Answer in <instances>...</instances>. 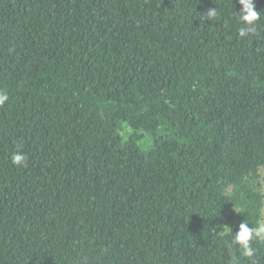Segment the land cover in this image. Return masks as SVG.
<instances>
[{"label": "trees", "instance_id": "16d2710c", "mask_svg": "<svg viewBox=\"0 0 264 264\" xmlns=\"http://www.w3.org/2000/svg\"><path fill=\"white\" fill-rule=\"evenodd\" d=\"M254 4L241 38L239 0H0V264H250L232 237L264 206Z\"/></svg>", "mask_w": 264, "mask_h": 264}, {"label": "clouds", "instance_id": "9594fccd", "mask_svg": "<svg viewBox=\"0 0 264 264\" xmlns=\"http://www.w3.org/2000/svg\"><path fill=\"white\" fill-rule=\"evenodd\" d=\"M239 4L242 5L238 12L239 20L245 25L239 29V36L243 38L254 32L253 25L259 20L260 13L255 8L254 0H239ZM217 14L216 8L210 9L203 13V18L214 19ZM8 99V93L0 89V107L5 105ZM11 160L14 165L20 167L26 164L27 157L24 153L17 151L13 153ZM261 215L264 216V210H262ZM225 232L231 233V229L226 228ZM254 241L264 242V219H258L251 228L248 226V222H241L232 237V244L237 246L240 256L247 258L250 264H257V260L254 257H256L258 249L253 246Z\"/></svg>", "mask_w": 264, "mask_h": 264}, {"label": "rangeland", "instance_id": "374dc122", "mask_svg": "<svg viewBox=\"0 0 264 264\" xmlns=\"http://www.w3.org/2000/svg\"><path fill=\"white\" fill-rule=\"evenodd\" d=\"M259 172H260L261 188L264 196V167H261ZM263 210H264V206H263ZM262 219H264V216H262Z\"/></svg>", "mask_w": 264, "mask_h": 264}]
</instances>
